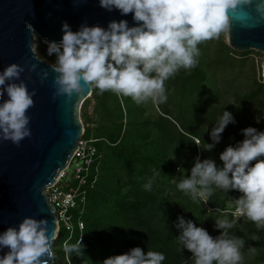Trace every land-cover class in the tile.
<instances>
[{
    "label": "clouds",
    "instance_id": "clouds-1",
    "mask_svg": "<svg viewBox=\"0 0 264 264\" xmlns=\"http://www.w3.org/2000/svg\"><path fill=\"white\" fill-rule=\"evenodd\" d=\"M99 6L107 11L119 10L121 15L131 13L136 23L129 26L127 20H111L107 27L82 24L73 31L63 22L59 42L43 41L47 54L55 57L49 65L56 74L53 98H71L94 88L100 94L111 91L130 97L136 104L149 100L155 105L165 103V82L181 69L191 70L198 65V45L227 31L230 14L252 8L264 20V0H99ZM28 27L30 50L39 59L38 42H33L38 37L32 26ZM22 72L24 67L16 63L0 70V139L16 145L32 134L27 113L34 105L35 89L29 91L20 79ZM47 76L44 71L41 79ZM256 120L259 123L260 118ZM235 123L234 115L223 109L211 128L212 142L203 143L201 149L211 151L221 141L225 128ZM241 133L242 140L226 146L219 154L222 164L198 155L190 174L174 181L176 188L194 203L206 204L216 190L242 193L230 198L235 219H215L214 226L220 230L215 237L193 220L177 216V248L180 252L187 249L193 264H244L246 241L230 230L240 217L254 222L257 229H264V131L248 126ZM151 188L149 180L144 189ZM55 238L54 232L49 236L46 219L25 216L17 226L0 232V249H8L0 255V264H48L44 257L53 256ZM252 239L259 237L254 235ZM69 240L63 242L62 250L71 260L72 254H83L84 244L82 235L74 243ZM248 253L254 256L257 249L249 247ZM165 259L161 251H145L136 246L105 258L102 264H163Z\"/></svg>",
    "mask_w": 264,
    "mask_h": 264
},
{
    "label": "trees",
    "instance_id": "trees-1",
    "mask_svg": "<svg viewBox=\"0 0 264 264\" xmlns=\"http://www.w3.org/2000/svg\"><path fill=\"white\" fill-rule=\"evenodd\" d=\"M222 45L228 54H236L227 45L223 43ZM198 60L199 62L203 61L201 56ZM199 62L195 68L188 70L187 73H181L180 76L184 79L198 81L195 90H193L197 100L194 102L197 105L190 103L189 107L192 112H196L199 106L202 111L208 110L209 119L206 125H213L219 113L218 109L221 108L218 107L219 104L214 103L216 102L214 98L218 97L220 88L216 85V73L211 76ZM210 80L211 83H208ZM181 93L183 95V92ZM247 97L252 100L251 95ZM203 101H206L207 104H204ZM212 103L215 104L214 107ZM184 115L186 116L183 119L186 122L191 118L194 123L198 118V116L195 118V113ZM107 118L108 123L101 124L97 131L92 132L89 128H85L83 136L84 139H100L95 144L101 154L97 163L98 181L92 193L88 194L84 213L81 216L85 225L83 244L94 240L95 247L90 250L82 249L83 254L72 260L71 264L77 260H87L89 254L94 256L97 246L100 244L107 257L127 252L132 247L139 246L145 251L163 252L166 256L163 264H182L190 252L187 249H182L180 252L177 248L175 237L179 235V231L174 227L177 216H184L185 219H191L198 226L205 228V206L211 211L225 210L230 203L229 195L238 198L239 191L234 194L230 190L224 194L222 191L216 190L204 205V203L192 202L189 196L176 188L174 181L179 179L177 177L178 166L184 169L185 175H188L193 165L187 156L191 142L189 136L196 135L202 145L212 142L211 139L204 142L198 134L199 132L192 130L186 123L188 130L181 132L175 127L176 135L162 136V138L158 137V140H154L149 127H146L147 130L144 129L145 122L128 119L126 129H122L123 121L120 117L112 114ZM159 130L163 132V127H160ZM239 132L241 133L238 131L235 134L233 131L229 133L224 131L221 141L207 153L218 164H222L219 154L226 146L236 143L234 137L236 139ZM156 133L158 132L156 131ZM208 135L210 136V133ZM191 143L193 144V142ZM205 153L200 158H206L208 154ZM251 163L254 164L255 161ZM149 180L152 181V188L150 191H146L144 185ZM76 216L80 215L76 214ZM207 231L213 237L220 232L218 229ZM71 242H75V240ZM99 256L95 255L94 258L98 257L96 259L98 260Z\"/></svg>",
    "mask_w": 264,
    "mask_h": 264
},
{
    "label": "water",
    "instance_id": "water-1",
    "mask_svg": "<svg viewBox=\"0 0 264 264\" xmlns=\"http://www.w3.org/2000/svg\"><path fill=\"white\" fill-rule=\"evenodd\" d=\"M230 16L228 46L238 52L254 50L264 55V20L252 8ZM121 19L129 26L136 23L131 13L107 11L99 6V0H0V70L11 63L21 65L24 72L20 79L29 91L35 89L34 105L27 113L31 136L19 145L0 139V232L31 216L46 219L49 236L53 232L56 236L55 210L47 201L45 189L54 185L70 164L84 132L81 106L92 94V89H86L71 98H53L56 74L49 63L32 54L28 25L40 40L59 42L65 21L76 31L82 24L107 27L109 21ZM262 69L264 72V61ZM44 71L48 76L42 80ZM7 251L0 249V255ZM53 258L54 254L44 257L48 264H54Z\"/></svg>",
    "mask_w": 264,
    "mask_h": 264
},
{
    "label": "rangeland",
    "instance_id": "rangeland-1",
    "mask_svg": "<svg viewBox=\"0 0 264 264\" xmlns=\"http://www.w3.org/2000/svg\"><path fill=\"white\" fill-rule=\"evenodd\" d=\"M34 42H38L39 59L49 64L54 62L55 57L47 54V44L39 38L38 41ZM222 43L228 46L227 31L222 32L219 38L207 40L198 45L201 51L200 56L203 59V61L199 63H202L203 69L208 71L211 76H214L216 73V85L220 88V90H218L220 92L218 97L215 96L216 98H214V101H216L214 103H216V105L219 104L218 107H221L218 109L219 113L217 117L222 113L223 109L234 115L236 123L229 124L224 130L225 133L233 131V133L236 134L238 131L248 126L264 131V103H262V100H264V72L262 69L264 55L254 50L246 52L233 50L236 54H228ZM183 72L187 73L189 71L181 69L174 77L165 82L168 99L167 102L159 105L153 104L150 100L143 104H136L130 97H123L111 91L100 94L98 89L93 88L91 96L84 101L80 110V117L84 128H89L92 132L97 131V128L101 124L108 123L107 117L113 114L116 117H120L123 121L122 129H126V122L128 119H137L145 122L146 125L144 129L147 130L146 127H149L152 131V139L154 140H158V137L162 138V136L165 137L167 135L172 137L176 135V128L183 132V130H188L187 126H189L192 130L198 131L203 141L206 142V140L210 139L208 134L215 123H213V125H206L209 119V112H207L208 110L202 111L200 106L196 112H192L189 105L190 103L195 106L197 105V103L195 104L194 102L196 98L194 97L195 92H193V90H195L197 85L196 82L198 81L195 79H184V77L180 76ZM208 83H211V80ZM181 92H183V95ZM248 95H251L252 100L247 97ZM203 103L207 104L206 101H203ZM214 103H212L213 107L215 106ZM205 108L207 109L206 105ZM107 110L110 111V113H108ZM190 113H195V118L198 116L199 119L196 118L195 122L192 123L193 119L189 118L186 122V120L183 119V117L186 116L184 114ZM257 117L260 118L259 123H257ZM153 126L156 127L154 128ZM160 127H163V132L159 130ZM156 131L158 133H156ZM237 135L239 136H237L236 139L234 137L235 142L244 138L240 132ZM189 137L193 144L190 142V149L187 150V156L193 164L196 156L199 155L202 157V154L204 152L207 153V151L201 149L203 148L202 142L196 135H191ZM178 143L180 142L178 141ZM173 144L175 145L176 142ZM209 156V154L206 155V158ZM73 172L74 164L67 169L68 178L71 177ZM184 175V169L178 166L177 177L181 178ZM231 191L235 194L237 190ZM90 193H92V191H90L89 194ZM229 196L232 199L236 198L231 194ZM233 205L234 204L230 202L225 210H220L219 212L211 211L205 206V229L217 230L214 226L215 219L217 218L235 219L228 213ZM230 232L246 241V246L243 250L245 253L244 264H264V229H257L254 222L249 221L246 217H242L237 220L235 227L231 229ZM254 235L258 236L259 239H252ZM61 243L62 240L60 238L53 243L54 264H71L72 260L76 259L77 255L75 253L72 254L71 260H69L62 250ZM94 247L95 241L91 240L84 244L83 250H90ZM249 247H255L257 249V253L254 256L249 255ZM95 255H100V258L96 260L98 257L94 258ZM95 255L89 254L87 260H77L72 264H102V261L107 258V256L104 254L101 244L97 246ZM191 255V253L188 254L185 258L186 260L183 261L182 264H186V262L187 264H193L190 259Z\"/></svg>",
    "mask_w": 264,
    "mask_h": 264
},
{
    "label": "built area",
    "instance_id": "built-area-1",
    "mask_svg": "<svg viewBox=\"0 0 264 264\" xmlns=\"http://www.w3.org/2000/svg\"><path fill=\"white\" fill-rule=\"evenodd\" d=\"M84 133L85 128L78 142V147L67 167L69 169L74 164V172L71 177L68 178L66 169L61 172L58 181L54 185L45 189L47 201L54 207L57 220L58 230L55 240L58 238L62 240V249L63 242L69 240V237H71L69 243L72 240L76 241L81 235L82 240H84L85 225L81 216L84 213L88 194L95 188L98 181L97 163L101 154H99L95 144L100 139H84ZM240 195L242 193L239 192ZM234 207L233 205L231 210H227L231 215ZM76 214L80 216L77 217Z\"/></svg>",
    "mask_w": 264,
    "mask_h": 264
}]
</instances>
